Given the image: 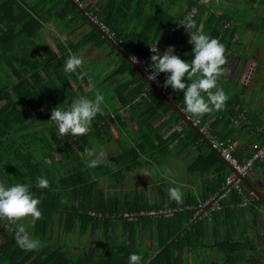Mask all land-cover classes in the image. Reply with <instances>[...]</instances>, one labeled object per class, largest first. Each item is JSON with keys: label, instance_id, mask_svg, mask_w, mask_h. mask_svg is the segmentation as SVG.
I'll use <instances>...</instances> for the list:
<instances>
[{"label": "trees", "instance_id": "obj_1", "mask_svg": "<svg viewBox=\"0 0 264 264\" xmlns=\"http://www.w3.org/2000/svg\"><path fill=\"white\" fill-rule=\"evenodd\" d=\"M194 4L195 0H161L158 13L152 15L156 29L127 32L115 26L114 20L99 15L96 18L113 30V39L125 51L146 56L165 35L164 51L174 46V54L181 59H194L190 33L172 29ZM49 6L51 17L76 22L69 29L82 22L91 24L90 34L78 43L71 41V46L79 47L92 38L112 45L73 1L53 0ZM173 8L175 15L168 12ZM199 8L192 31H202L228 49L225 42L234 35L229 27L232 16L217 13L207 3ZM40 26L37 17L22 9L18 0H0V182H6V186L32 184L31 191L41 201L38 208L43 213L34 224L31 218L18 222L41 241L39 251L20 249L15 241L16 224L0 219V264H129L132 253L142 254L141 264H187V260L189 264H251L253 256L260 257L256 240L248 234L247 204H241L244 197L236 190L221 200L220 209L212 210L211 219L196 215L199 204L220 191L222 181L233 169L212 146L208 133L192 120L194 125L188 124L186 117L121 54L117 53L120 62L113 77H134L121 81L117 89L126 91L136 84L128 96L122 97L119 91L117 96L123 105H132L140 97L130 106L136 110L133 113L138 124L131 139L114 136L108 117L98 114L86 135L58 136L55 122L50 121L52 110L57 106L66 109L75 99L88 98L90 85L86 76L79 78L81 69L64 71L71 56L64 42L58 41L57 51L47 48L45 56L40 53L33 40ZM166 76L163 73L161 77L163 84ZM185 82L191 83L187 76ZM162 85L161 89L172 93L174 105L183 109V92ZM220 88L228 93L226 86L221 84ZM145 89L148 92L144 96ZM240 110L228 100L226 110H213L199 118L219 140L235 141L234 120ZM177 123L185 125L176 129ZM38 140L41 145L30 148ZM113 141L118 152L108 153L98 167H88L85 150ZM235 154L240 157L237 148ZM143 171L151 174L157 188L152 196L133 181L132 174ZM104 175L108 178L106 186L101 180ZM39 177L48 179L50 188H36ZM129 185L132 190L126 188ZM244 186L247 192H253L247 183ZM170 187L181 188L182 203L169 198ZM253 196V202L264 206ZM62 199L67 203H61ZM169 208L176 210L171 215L149 213Z\"/></svg>", "mask_w": 264, "mask_h": 264}, {"label": "crops", "instance_id": "obj_2", "mask_svg": "<svg viewBox=\"0 0 264 264\" xmlns=\"http://www.w3.org/2000/svg\"><path fill=\"white\" fill-rule=\"evenodd\" d=\"M144 1L143 4L141 0H74L76 6L87 14L90 23L96 26L98 24L96 15H99V18L114 20L115 26H120L127 32L136 28L138 30L157 28L151 22L152 15L159 11L161 0ZM18 2L22 9L35 15L41 23L38 32L33 35V40L42 55H46L47 48L57 51L58 41H61L68 46L71 55L83 57L84 64L81 71L87 73L86 79L90 85L87 91L88 98L94 99L97 92L102 93L105 97V103L101 106L104 113L102 115L108 117L114 136L130 140L138 126L136 114L133 113L136 110L130 106L135 105L140 97H136L132 105H123L117 96L118 84L134 77V74H123L117 78L112 75L120 62L117 53L121 54V52L117 41L110 36L115 49L111 48L112 45L97 41L95 38L81 43L79 47L71 46L69 44L71 41L78 43L84 35L90 34L91 24L82 22L69 29L76 23L75 21L70 18L59 20L51 17L49 2L53 0H18ZM207 4L217 13L232 16L229 27L233 28L234 35L230 41L225 42V45H228L226 67L230 69V74L223 77L218 87L221 84L226 86L229 101L241 109L234 120V128L237 127L235 141L240 158L245 159L250 153L252 143L261 141L264 135V0H210ZM168 12L173 15L176 13L175 8L169 9ZM40 15H45L44 17L47 18ZM65 29H69L68 32L64 31ZM161 38L157 42L164 48L165 35ZM161 52L163 55L164 50ZM122 57L125 59L123 55ZM183 60L192 59L186 56ZM135 84L134 82V85L126 91H119L122 97L132 93ZM147 90L145 89L144 96ZM204 95L207 99V95ZM169 116L166 115V118ZM185 117L186 122L191 124V119L186 114ZM157 123L158 121L155 124ZM184 125L185 123H177L174 127L182 129ZM114 143L113 141L99 148L107 155L116 153L119 148ZM245 176L250 185L264 196V160L257 162ZM246 206L248 234L256 240L261 256L264 255L262 251L264 250V206L253 200Z\"/></svg>", "mask_w": 264, "mask_h": 264}, {"label": "clouds", "instance_id": "obj_3", "mask_svg": "<svg viewBox=\"0 0 264 264\" xmlns=\"http://www.w3.org/2000/svg\"><path fill=\"white\" fill-rule=\"evenodd\" d=\"M207 2V0H204ZM190 33L189 43L194 45L192 54L194 59L185 61L178 55H175V47L169 46L163 55L159 54L158 48H152L151 51L156 53L151 56V64L145 71L149 72L147 79L156 81L160 73L167 74L166 80L162 85L163 88L169 86L174 92H183V100L185 107L182 111L191 119L193 117H202L207 113L226 110V102L229 96L223 88L218 87V80L230 74V69L224 67L228 64L226 58L225 46L215 38L205 35L202 31H192L196 28V22L191 15L186 16L179 23ZM133 63H139L138 58L131 57ZM84 64L82 56L71 55L65 65L64 71L67 73L76 72L81 69ZM87 76L86 72L81 71L79 78L81 80ZM191 83L185 82V77ZM215 90V91H213ZM207 99H205V95ZM66 102V101H65ZM105 103V97L102 93L97 92L94 99L80 97L71 102L68 108L57 106L51 112L50 121L55 122L58 128V136L63 138L67 134H71L73 138L86 135L92 121L97 114H104L101 107ZM88 157L87 164L90 168L98 167L102 162L106 161L108 155L104 151L98 154L85 150ZM151 176L149 172L141 173ZM33 185L30 183H16L6 186V182H0V219L7 220L16 224L15 241L20 249L24 251H39L41 249V241L33 238L27 230L24 223H18L25 218H31L34 224L37 220L43 218L42 211L38 208L41 201L34 197L31 191ZM38 189L50 188V181L44 177H39L35 184ZM169 198L177 203H182L184 193L180 187H170L168 189ZM61 203H67L66 199H62ZM143 260L142 254L132 253L129 256V264H141Z\"/></svg>", "mask_w": 264, "mask_h": 264}, {"label": "built area", "instance_id": "obj_4", "mask_svg": "<svg viewBox=\"0 0 264 264\" xmlns=\"http://www.w3.org/2000/svg\"><path fill=\"white\" fill-rule=\"evenodd\" d=\"M210 0H207V2H204V0H195L196 4L192 5L191 8L187 12V16L191 15L193 18L199 14L200 4L208 3ZM183 21V20H182ZM96 22L101 26V28L109 34L111 37L114 36L113 30L105 23L99 22L96 20ZM185 26L183 25H177L173 28L174 31H183L185 30ZM158 48L159 53L163 51V48L159 42H156L152 48ZM126 53L128 57L131 59V57L135 56L138 58L139 63H136L148 76L149 72L152 70L149 68V65L151 62V56L156 54L153 53L151 50H149V53L146 56H139L137 53L131 50H126ZM148 68L149 72H146L145 69ZM249 72H252V66L249 67ZM162 75L163 73H160L157 77L158 83L156 81H152L156 83L159 87L163 84L162 81ZM162 91L169 97H172L171 92H166V90ZM188 116V115H187ZM189 118V117H188ZM191 120L194 122V124L201 126V131L208 133V136H210V140L212 143V146L217 149L221 155L232 165L233 171L227 175L226 179L222 181L220 191L214 195H212L208 200L201 202L199 206L196 208V215L203 217L207 216L211 219L212 217V210H217L221 208L222 202L221 200L226 198L232 190H236L240 195L244 197V200L241 202L242 205L248 204L251 200L254 199V193H249L246 191L244 186V180L242 176H245L250 169L254 166V164L257 161L264 160V135L263 140L261 142H253L252 143V150L250 154L245 158L241 159L238 155L235 154V150L237 148L236 141L232 140H219L216 136L211 134L209 131L208 124H202L199 117H193ZM176 209H160L157 211H150L149 213L152 215H157V213H164L166 215H171ZM125 216L129 218H133L134 215H130L129 213H125Z\"/></svg>", "mask_w": 264, "mask_h": 264}, {"label": "rangeland", "instance_id": "obj_5", "mask_svg": "<svg viewBox=\"0 0 264 264\" xmlns=\"http://www.w3.org/2000/svg\"><path fill=\"white\" fill-rule=\"evenodd\" d=\"M39 145H41V142L38 140L37 142L31 144L30 148H35ZM92 151L98 154L100 151H103V150L101 148H94ZM144 172H146V171L134 172L132 174V178H133V181L135 182V185H137L139 188H142L148 195L152 196V194L156 193L157 188L155 186V183L150 180L151 176H146L144 174H141ZM101 180H102V185L106 186L108 183L107 176H105V175L102 176ZM126 188H130V190H132V185H129ZM158 195H159V193H158ZM262 251H264V250H262ZM258 263H264V255H261L260 257L259 256H253L251 258V264H258ZM187 264H189V260H187Z\"/></svg>", "mask_w": 264, "mask_h": 264}, {"label": "water", "instance_id": "obj_6", "mask_svg": "<svg viewBox=\"0 0 264 264\" xmlns=\"http://www.w3.org/2000/svg\"><path fill=\"white\" fill-rule=\"evenodd\" d=\"M71 1H73L74 2V0H71ZM75 3V2H74ZM76 4V3H75ZM77 5V4H76ZM93 20V19H92ZM96 26L98 27V29L100 30V32L110 41V42H112V43H114L113 42V40H112V38L110 37V35L109 34H107L102 28H101V26L100 25H98V24H96ZM119 50H120V52H121V54L125 57V59L130 63V64H132L134 67H135V69L149 82V84L151 85V86H153V87H155L163 96H164V98L172 105V106H174V108H176L179 112H180V114L182 115V116H185V114L181 111V109H179L177 106H175L174 105V103L172 102V100L162 91V89L156 84V83H154V82H152V81H150V80H148L147 79V75L145 74V72L136 64V63H133L132 62V60L128 57V55H127V53L126 52H124L122 49H120L119 48ZM191 124H193L192 123V121L190 122ZM204 138H205V136H204ZM206 140H207V142L209 143V144H211L210 143V141L207 139V138H205ZM220 153V152H219ZM221 154V153H220ZM226 160V159H225ZM226 162L230 165V167L231 168H233L232 167V165L226 160ZM242 178H243V180H244V182L245 183H247L249 186H250V189L253 191V193L260 199V200H262L263 202H264V196L261 194V192L260 191H258L256 188H254L252 185H250V182L246 179V176H242Z\"/></svg>", "mask_w": 264, "mask_h": 264}]
</instances>
